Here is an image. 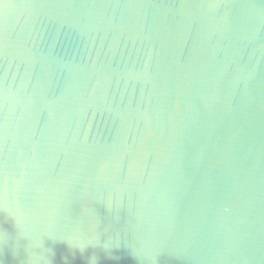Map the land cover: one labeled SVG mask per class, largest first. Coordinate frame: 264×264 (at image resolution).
<instances>
[{
    "label": "water",
    "instance_id": "water-1",
    "mask_svg": "<svg viewBox=\"0 0 264 264\" xmlns=\"http://www.w3.org/2000/svg\"><path fill=\"white\" fill-rule=\"evenodd\" d=\"M0 264H264V0H0Z\"/></svg>",
    "mask_w": 264,
    "mask_h": 264
}]
</instances>
